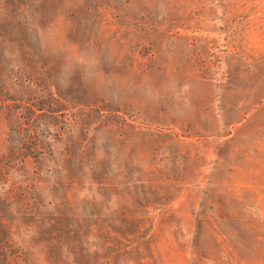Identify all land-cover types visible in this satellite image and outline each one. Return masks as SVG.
Listing matches in <instances>:
<instances>
[{
    "label": "rangeland",
    "instance_id": "obj_1",
    "mask_svg": "<svg viewBox=\"0 0 264 264\" xmlns=\"http://www.w3.org/2000/svg\"><path fill=\"white\" fill-rule=\"evenodd\" d=\"M0 264H264V0H0Z\"/></svg>",
    "mask_w": 264,
    "mask_h": 264
},
{
    "label": "trees",
    "instance_id": "obj_2",
    "mask_svg": "<svg viewBox=\"0 0 264 264\" xmlns=\"http://www.w3.org/2000/svg\"><path fill=\"white\" fill-rule=\"evenodd\" d=\"M37 112H41V111H39L38 109H33V110L29 111L27 114L30 117H34L35 115H39V114L43 115V113L41 114V113H37ZM32 154H35V157ZM19 155H20L22 161H24L26 158H30V157L37 158L39 160H43L45 157L44 152L41 150H35L32 152L29 151L28 153L22 152V153H19Z\"/></svg>",
    "mask_w": 264,
    "mask_h": 264
}]
</instances>
